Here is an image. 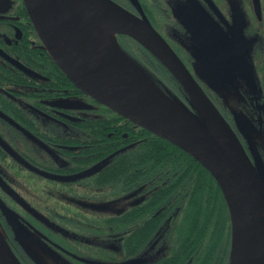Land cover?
<instances>
[{
  "label": "flooded vegetation",
  "instance_id": "flooded-vegetation-1",
  "mask_svg": "<svg viewBox=\"0 0 264 264\" xmlns=\"http://www.w3.org/2000/svg\"><path fill=\"white\" fill-rule=\"evenodd\" d=\"M112 1L145 15L264 177V0ZM116 39L160 86L199 113L147 48L126 35ZM147 136L66 76L24 0H0V231L21 264H231L235 227L224 196L195 202L165 174L163 196L153 181L133 187L126 179L127 189L118 192L116 182L100 184L102 148ZM182 217L199 221L190 223L195 243L185 263L177 235Z\"/></svg>",
  "mask_w": 264,
  "mask_h": 264
},
{
  "label": "water",
  "instance_id": "water-1",
  "mask_svg": "<svg viewBox=\"0 0 264 264\" xmlns=\"http://www.w3.org/2000/svg\"><path fill=\"white\" fill-rule=\"evenodd\" d=\"M24 3L48 52L77 87L177 145L211 173L235 227L231 264H264V177L255 173L228 123L145 15L137 17L112 0ZM104 29L112 32L111 42L103 36ZM116 34L132 37L158 58L196 102L199 113L125 53ZM0 264H21L1 231Z\"/></svg>",
  "mask_w": 264,
  "mask_h": 264
},
{
  "label": "trees",
  "instance_id": "trees-1",
  "mask_svg": "<svg viewBox=\"0 0 264 264\" xmlns=\"http://www.w3.org/2000/svg\"><path fill=\"white\" fill-rule=\"evenodd\" d=\"M136 55L142 56L140 53ZM118 147L102 148L103 152L101 151L99 157V163L106 167L104 171L107 172L104 173L102 170L99 176L100 184L103 185L104 181L116 182V192L126 190V179H130L133 187L153 181L154 184H157L154 190L163 196L166 185H161V182L167 179L161 175L165 174V176L169 175V178H174L175 181L179 180L182 195L195 202L198 198L217 199L223 197L215 179L198 161L181 148L149 131L145 140L134 142L126 147ZM112 165L116 168L111 170L108 167ZM109 174H115V177L112 178ZM193 220L182 217L180 221L177 233L178 244L181 250H186V254L181 251L182 263L189 260L186 255L195 243L193 241L195 238L194 229H190V223ZM159 223L160 221L153 227L154 232L158 230ZM166 223H168L167 219L160 224ZM198 223L199 221L195 219L194 224L197 226ZM84 227L88 228L89 226ZM175 235L176 233L174 238ZM200 239L198 236L196 244L201 242Z\"/></svg>",
  "mask_w": 264,
  "mask_h": 264
},
{
  "label": "bare ground",
  "instance_id": "bare-ground-1",
  "mask_svg": "<svg viewBox=\"0 0 264 264\" xmlns=\"http://www.w3.org/2000/svg\"><path fill=\"white\" fill-rule=\"evenodd\" d=\"M102 34L108 42H111L112 32L110 30L104 29V30H102Z\"/></svg>",
  "mask_w": 264,
  "mask_h": 264
},
{
  "label": "rangeland",
  "instance_id": "rangeland-1",
  "mask_svg": "<svg viewBox=\"0 0 264 264\" xmlns=\"http://www.w3.org/2000/svg\"><path fill=\"white\" fill-rule=\"evenodd\" d=\"M49 251H51V250L48 248V254L50 253ZM48 260L51 261V262L56 261V260H54V257L53 258L52 257L51 258H48Z\"/></svg>",
  "mask_w": 264,
  "mask_h": 264
}]
</instances>
